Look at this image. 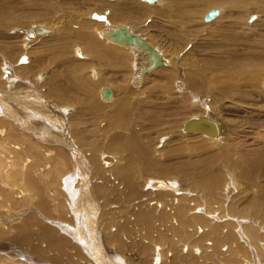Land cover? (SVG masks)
Returning <instances> with one entry per match:
<instances>
[{"label":"rangeland","instance_id":"374dc122","mask_svg":"<svg viewBox=\"0 0 264 264\" xmlns=\"http://www.w3.org/2000/svg\"><path fill=\"white\" fill-rule=\"evenodd\" d=\"M140 1L0 0L2 163H17L0 169V264H264V0ZM106 23L152 39L168 66L139 84L131 54L111 47L126 61L113 66L73 34ZM37 24L54 35L25 48ZM22 55L29 72L8 77ZM204 114L216 142L181 131Z\"/></svg>","mask_w":264,"mask_h":264},{"label":"bare ground","instance_id":"6f19581e","mask_svg":"<svg viewBox=\"0 0 264 264\" xmlns=\"http://www.w3.org/2000/svg\"><path fill=\"white\" fill-rule=\"evenodd\" d=\"M141 1H143L142 3L144 4V5H146V6H150V5H153V6H157L158 4L159 5H161V6H164V5H166V4H170L171 2H178L179 0H168V2H166L165 0H153V1H148V0H141ZM140 1V2H141ZM205 1V0H204ZM217 1V0H216ZM207 3H210V2H213V0H207L206 1ZM227 2H228V0H223V3H225V5H227ZM166 3V4H165ZM215 4V3H214ZM213 5V4H212ZM119 6V5H118ZM171 6V5H170ZM174 6V5H173ZM117 8V7H116ZM129 9V8H128ZM131 10H132V8H130ZM155 9H157V7L155 8ZM209 10H216L217 11V14H216V16L214 17V18H212V19H210V20H205V15H206V13L209 11ZM209 10H207L206 12H205V14L203 15L204 16V22L205 23H211V22H213V21H215L216 20V18H219L220 16H219V14H220V12L222 11H220V9H217V8H212V9H209ZM130 11V10H129ZM133 11V10H132ZM135 12L138 14L139 12L138 11H136L135 10ZM252 12V11H251ZM252 14V13H251ZM219 16V17H218ZM256 18V15L255 14H253V15H251L249 18H248V22H252L254 19ZM54 23V22H53ZM55 24V23H54ZM54 24H50V25H46V26H40L39 24H37L36 25V27H37V29H33V30H35L34 31V33H32V31H29L28 32V34L26 33L25 35H26V37H25V42L23 43V46L25 47V48H27L28 47V45L31 43V42H33V41H35L36 42V40H38V38H39V40H40V37L43 39V38H45V37H50V36H53L54 35V29H53V27L55 28V25ZM80 24V23H79ZM102 24V23H101ZM109 25V23H106V27L107 28H105V29H102V30H100V31H98L97 33H96V37L94 36V38H93V36L90 34L89 35V33L88 32H86L84 29H85V27L86 26H81L80 25V28H79V30H75L74 32H73V34L74 35H76L79 39H81V40H83V41H85L86 43H87V48H89V50H91L93 53L95 52L97 55H102L103 54V56H105V58L107 59H109V60H111V64L113 65V66H116V65H119L120 63H122V64H126V61H125V59H122V56L121 55H119V53L118 52H115V51H111V47H116V48H119L120 49V51H121V53L123 54V55H128V54H131V56H132V61H131V64H132V69H131V64H130V73H129V76L130 77H133V80H134V78H136L137 76H138V78H136L135 80L138 82L139 81V84H141V80L142 79H140L141 78V76H140V72H141V74H146V73H149L150 71H154V70H159L160 68H164L165 66L167 67L168 66V64H167V62L165 61L166 59L164 58V56H163V54H162V52H160V48L159 49H157L155 46V42L152 40V39H150L149 38V40H147L146 38H144L141 34H139V33H136V32H134V31H132V29L130 28V26H128V25H121V24H112V25H110V26H108ZM111 26H113V27H111ZM120 26H126L128 29H129V31L133 34H138L140 37H142L144 40H146V42L148 43V45L152 48V49H154V50H158V52H159V54L158 55H160L159 57H160V59L162 60V64L160 65V66H154V67H152L150 70H146L145 68H146V66L150 63V56H149V54L148 53H146V51L142 48V47H139L138 45H135V44H132V45H124V44H117V43H115V42H112V41H110L108 38H106L105 37V34L107 33V31L108 30H110V29H114V28H117V27H120ZM64 28H66V29H68L67 28V26H64ZM75 28V27H74ZM56 32V31H55ZM64 32V31H63ZM88 33V34H87ZM56 34V33H55ZM63 34V33H62ZM71 35V34H70ZM98 36H101V37H105V39L106 40H108V42L110 41V42H112V43H106V42H104L103 40H101V38L99 37L98 38ZM68 38V37H67ZM102 39H104V38H102ZM70 40V39H69ZM71 41V40H70ZM84 42V43H85ZM114 44H116V45H114ZM62 47V46H61ZM82 47V46H81ZM56 48V47H55ZM81 50H82V48H80V46L79 47H77V46H75L74 47V49H73V53H74V55H76L77 56V58L78 59H83V58H86V56H84L83 54H82V52H81ZM83 51V50H82ZM86 53V52H85ZM112 57H114V58H112ZM104 58V59H105ZM20 60H21V57L19 58V60H18V64H25L26 62V64H28V61H27V59H26V57L24 58V62H20ZM145 61V65L143 64V62ZM21 65L22 67L20 68V71H18V72H14V73H12L10 76H8V77H17V76H19V75H17V74H20V75H23V76H25V74L27 73V71H28V69L27 68H25L27 65ZM134 64H135V66L137 67V66H139V68L138 69H136V68H134ZM10 66V65H9ZM8 66V67H9ZM24 66V67H23ZM41 66V65H40ZM37 67V66H36ZM40 68V67H39ZM7 69V68H6ZM6 69H5V66H4V70H5V72H7L6 71ZM3 70V71H4ZM15 70V69H14ZM92 70H94V69H92ZM33 72H34V70H32ZM10 72V71H9ZM29 72V71H28ZM32 72V73H33ZM17 73V74H16ZM31 73V72H30ZM35 73V72H34ZM97 73H98V71L97 70H94V71H92V76H94L95 78L97 77ZM4 74H6V73H4ZM6 75H8V74H6ZM27 75V74H26ZM22 76V77H23ZM91 76V77H92ZM25 78V77H24ZM17 79H18V77H17ZM132 79V78H131ZM140 79V80H139ZM22 80H24V79H22ZM22 80H20V81H22ZM36 80H37V85H40L41 83H42V81H43V77H42V75H40V76H37L36 77ZM111 81V80H110ZM113 81V80H112ZM6 82V81H5ZM51 82H53V81H51ZM94 84V83H93ZM57 86V85H56ZM60 86V85H59ZM109 87V86H108ZM30 88V87H29ZM34 89V88H33ZM90 89V88H89ZM35 90V89H34ZM33 90V91H34ZM4 92V91H3ZM74 92V91H73ZM36 93V92H35ZM72 93V92H71ZM34 94V93H33ZM51 94V93H50ZM36 95V94H35ZM42 95V94H41ZM74 95V94H73ZM76 97V96H75ZM99 97L102 99V100H105L104 98H103V95L99 92ZM63 99V98H62ZM108 100H110L111 102L114 100V93H113V91H112V96H111V98H109V99H107V100H105V101H108ZM109 101V102H110ZM61 107H62V109L59 111V112H61V113H63L64 115L66 114L65 113V111L66 112H68L69 111V109L67 108L68 106H64V105H61ZM54 109V108H53ZM51 110V109H50ZM53 111V110H52ZM202 114V113H201ZM50 117H51V113H49L48 114ZM4 116V115H3ZM21 116V115H20ZM195 117H201V118H203V119H208V120H212V121H216V123L218 124H216V126H217V128H218V133H217V136L215 135V136H212V135H209V134H206V133H204V132H190V131H186V130H184V123L186 122V121H188L189 119H191V118H195ZM195 117H191V118H189L188 120H186L183 124H182V128H181V131L183 132V133H190V134H192V133H196L198 136H205V138L206 139H208L209 141H214V140H216L217 141V139L218 138H220V135H221V123L217 120V119H214V118H212V117H210V116H208V115H198V116H195ZM5 118V117H4ZM64 118V117H63ZM62 118V119H63ZM3 119V118H2ZM5 119H7V118H5ZM11 120V119H10ZM64 121H66V120H64ZM64 123V122H63ZM59 125V124H58ZM64 125V124H63ZM19 126V125H18ZM21 128V127H20ZM8 127H1L0 126V137L2 138V139H0L1 141H0V169L2 168V166H3V163H2V159H3V152L1 151V150H6V146H4V144H6V143H4L3 144V140L8 136ZM23 130V129H22ZM31 131V130H30ZM55 131H57V130H55ZM62 131V130H61ZM57 133V132H56ZM67 133V132H66ZM10 136V135H9ZM123 135H121L120 137L121 138H123L122 137ZM195 136V135H194ZM3 137H5V138H3ZM61 137H63V136H61ZM204 138V137H203ZM166 139V137L164 136V137H160L159 138V144H163L164 142H162V141H164ZM62 140V139H61ZM216 141H214V142H216ZM4 142H6V141H4ZM9 142V141H8ZM28 142V141H27ZM124 142V141H123ZM13 143V142H12ZM10 144V143H9ZM32 144V143H31ZM158 144V145H159ZM116 145V144H115ZM10 146V145H9ZM12 146L13 147H15L16 148V146H18L19 147V150H23V151H25V147H26V144H24V145H21V143H16V144H12ZM30 146V145H29ZM37 146V145H36ZM124 146H126V145H124ZM21 147H22V149H21ZM31 147V146H30ZM38 147V146H37ZM36 147V148H37ZM16 149H18V148H16ZM40 150H43V149H40ZM16 152V151H15ZM15 152H12L13 154L15 153ZM40 152V151H39ZM45 153H46V150L44 151ZM6 153V152H5ZM47 153H48V151H47ZM46 153V154H47ZM144 153L146 154V152L144 151ZM9 154V153H8ZM27 155V154H26ZM143 156H144V158H145V155L143 154ZM15 157H16V155H15ZM18 157V156H17ZM132 157V156H131ZM8 158H11L10 156L8 157ZM138 158H140V157H138ZM28 159V158H27ZM100 160H101V163H102V165L103 166H109V165H111V164H113L114 163V158L111 156V155H109V154H102V156L100 157ZM10 161V160H9ZM6 162L7 164H6V167L5 166H3V168L1 169V173L2 174H4L5 176L7 175L8 176V172H10V170H12L15 166H16V164H15V161L12 159L11 160V162ZM26 161V160H25ZM144 162V164L147 166V164H149V165H151V163H150V161L149 160H142L141 159V161L140 162ZM31 162V161H30ZM62 163V162H61ZM84 163V162H83ZM23 164V163H22ZM60 164V163H59ZM24 165V164H23ZM55 166H57L58 167V164L56 165L55 164ZM73 166V165H72ZM84 166V165H83ZM22 167H24V166H22ZM63 167V166H62ZM48 168H52V165H48ZM65 168H67V167H65ZM45 169V168H44ZM69 168H67V169H57L56 168V170H58V172L60 171H63V173L62 174H59V179H61L60 177H61V175H63L66 171L65 170H68ZM36 171V170H35ZM57 172V173H58ZM69 172V171H68ZM68 172H67V174H68ZM35 175V174H34ZM65 175V174H64ZM46 176V175H45ZM58 177V176H57ZM157 182L155 183V185H156V187H154L155 188V190H159L158 188H163V189H169L170 188V190H173V191H177V189H176V185L175 184H173V183H170V182H168V181H166V182H163V181H158V180H156ZM23 193V192H22ZM200 212V211H199ZM71 225V224H70ZM48 235V233H45V235ZM190 249V248H189ZM156 250V249H155ZM158 250V249H157ZM188 252V251H187ZM155 253H157V252H155ZM187 254V253H186ZM156 255V254H155ZM102 257V256H101ZM156 257V256H155ZM94 259V258H93ZM154 260H156L157 261V259H154ZM99 262V261H98ZM110 263V262H109Z\"/></svg>","mask_w":264,"mask_h":264},{"label":"water","instance_id":"95a60500","mask_svg":"<svg viewBox=\"0 0 264 264\" xmlns=\"http://www.w3.org/2000/svg\"><path fill=\"white\" fill-rule=\"evenodd\" d=\"M153 1V0H148ZM217 14L216 10H209L205 15V20H210L214 18ZM105 37L110 41L115 42L117 44L124 45H138L142 47L146 53L150 56V63L146 66V70H150L154 66H160L162 64V60L160 59V55L158 50L152 49L146 40L140 37L138 34H132L126 26H120L114 29H110L105 34ZM25 55L21 56L20 62H24ZM100 93L103 95L105 100L111 98L112 90L108 87H103L100 89ZM216 121L203 119L201 117L191 118L184 123V130L190 132H204L206 134L217 136L218 128L216 126ZM218 125V124H217Z\"/></svg>","mask_w":264,"mask_h":264}]
</instances>
